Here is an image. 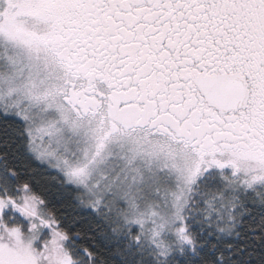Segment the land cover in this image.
Returning <instances> with one entry per match:
<instances>
[{"label":"snow or ice","instance_id":"snow-or-ice-1","mask_svg":"<svg viewBox=\"0 0 264 264\" xmlns=\"http://www.w3.org/2000/svg\"><path fill=\"white\" fill-rule=\"evenodd\" d=\"M0 264H264V0H0Z\"/></svg>","mask_w":264,"mask_h":264},{"label":"trees","instance_id":"trees-1","mask_svg":"<svg viewBox=\"0 0 264 264\" xmlns=\"http://www.w3.org/2000/svg\"><path fill=\"white\" fill-rule=\"evenodd\" d=\"M37 171L42 173V175L38 176L37 179H40L41 181H49V183L47 185L49 190L54 194L58 193V189L51 184L49 175L46 172H44L43 169L38 168ZM41 186L43 187V184ZM64 195L67 196V193H65ZM53 205H54L55 210H57L58 212H65L66 211L67 215L73 214L71 209L65 210L64 204L61 203V199H60L59 195L54 196Z\"/></svg>","mask_w":264,"mask_h":264}]
</instances>
